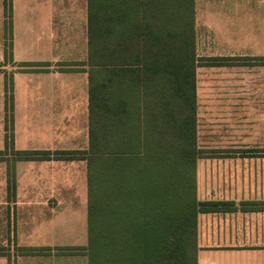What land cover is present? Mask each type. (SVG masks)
<instances>
[{
  "label": "crops",
  "instance_id": "obj_1",
  "mask_svg": "<svg viewBox=\"0 0 264 264\" xmlns=\"http://www.w3.org/2000/svg\"><path fill=\"white\" fill-rule=\"evenodd\" d=\"M11 2L8 39L0 0V264H88L63 251L88 241L86 159L16 154L88 148V0ZM195 23L197 264H264V0H195Z\"/></svg>",
  "mask_w": 264,
  "mask_h": 264
},
{
  "label": "trees",
  "instance_id": "obj_2",
  "mask_svg": "<svg viewBox=\"0 0 264 264\" xmlns=\"http://www.w3.org/2000/svg\"><path fill=\"white\" fill-rule=\"evenodd\" d=\"M11 4L5 0L8 39ZM7 46L11 57V40ZM83 64L88 148L16 152L87 161L88 241L63 251L85 254L88 264H197L196 170L204 150L197 143L195 0H88ZM12 90L7 77L8 129Z\"/></svg>",
  "mask_w": 264,
  "mask_h": 264
}]
</instances>
